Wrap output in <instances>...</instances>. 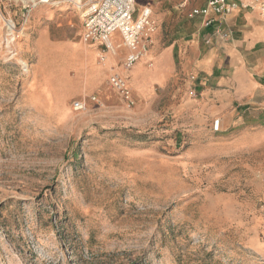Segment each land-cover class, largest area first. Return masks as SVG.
<instances>
[{
    "label": "rangeland",
    "instance_id": "374dc122",
    "mask_svg": "<svg viewBox=\"0 0 264 264\" xmlns=\"http://www.w3.org/2000/svg\"><path fill=\"white\" fill-rule=\"evenodd\" d=\"M40 1L0 0V264H264V109L232 82L230 52L245 14L264 13L220 17L231 38L210 44L190 16L206 0H137L157 27L144 92L125 74L130 107L83 68L78 8ZM194 42L218 51L212 77L187 67ZM237 47L251 73L264 41Z\"/></svg>",
    "mask_w": 264,
    "mask_h": 264
},
{
    "label": "built area",
    "instance_id": "2783aa9c",
    "mask_svg": "<svg viewBox=\"0 0 264 264\" xmlns=\"http://www.w3.org/2000/svg\"><path fill=\"white\" fill-rule=\"evenodd\" d=\"M66 1L74 4L80 11L84 27L83 41L87 44L99 43L103 47L100 57L102 61L106 60V54L116 55L117 47L113 42L116 35L121 39L120 45L127 49L121 71L131 70L148 54L157 27L149 4L138 9L137 0H91L84 4L78 0ZM251 5L257 6L264 13V0H207L205 6L194 8L190 16H202L204 26L209 28L217 23V17H224L236 8H248ZM214 33L223 40L230 38L228 30L219 24L214 27ZM212 40V36L206 39L207 43ZM121 71H114L109 83L123 101L133 107L136 98L127 77ZM92 99L97 100L96 96ZM74 108L84 110L86 103L77 101ZM213 127L216 131L220 130L221 119H216Z\"/></svg>",
    "mask_w": 264,
    "mask_h": 264
},
{
    "label": "crops",
    "instance_id": "0c3cea01",
    "mask_svg": "<svg viewBox=\"0 0 264 264\" xmlns=\"http://www.w3.org/2000/svg\"><path fill=\"white\" fill-rule=\"evenodd\" d=\"M207 3V0L204 2V5ZM201 6V7H203ZM240 7L236 8L233 12L226 15L225 17L229 16L225 21L228 25L234 26L237 25V16L239 15ZM238 11V12H237ZM236 12V13H234ZM234 13V14H233ZM245 19H243L242 22L246 23V20H248L249 23H246V26L248 25V29H238L240 33H236L237 38L234 39L237 43L235 47L230 49V52L232 55H234V65H237L238 67L242 66L241 69L236 71V75L234 80H232L233 83L238 82V87L243 88L246 90L247 97L249 101H254L259 106L264 109V58L257 52H254L252 55V61L250 64L253 66L251 68L252 72L247 73L245 66L247 64L237 57L238 48L237 45L246 47L249 50L255 49L262 41H264V22L258 20L256 22L252 21L253 13H247L245 14ZM217 23L219 24L220 17H217ZM211 26L205 30L206 34L204 35L207 39L208 37L212 36V44L214 41H226L221 39L218 35H215L214 33V27ZM230 38H231V32ZM229 38V39H230ZM228 39V40H229ZM210 43V44H211ZM85 46H82V56L86 59L85 63L83 62V68H89L87 65V61H91L92 67L96 68L98 72L102 71L105 74L106 81L109 80L110 75L114 71H121V69L116 68L117 67V60L116 55L106 54V60H101V55L103 54V47L101 45H98L96 43L88 45L84 42ZM198 43L194 42L191 45V51H190V57L187 61V67L193 68V70L196 73H202L205 75H208L209 77H212L214 74V69L218 65L219 56L218 51H211L206 53L205 55L201 56V52L197 49ZM172 53V50H168L166 53L162 54L163 58L167 60L168 55ZM127 54V49H126ZM239 59V60H238ZM240 62V63H239ZM122 73L126 74L127 71H121ZM131 75L133 76L134 80L137 81V83H140V87L138 92L141 93V91L144 92V89L146 87V82H144V79L146 76L152 73V70L148 69L146 64L144 62H138L130 71ZM224 83V81H221ZM220 83V82H218ZM217 83V84H218ZM110 84V83H109Z\"/></svg>",
    "mask_w": 264,
    "mask_h": 264
},
{
    "label": "bare ground",
    "instance_id": "6f19581e",
    "mask_svg": "<svg viewBox=\"0 0 264 264\" xmlns=\"http://www.w3.org/2000/svg\"><path fill=\"white\" fill-rule=\"evenodd\" d=\"M34 2H36V0H33ZM41 2H44V0H42ZM39 3V2H38ZM58 2H56V4H57ZM35 4H37V3H35ZM37 6V5H36ZM7 28H8V30L10 31V34L11 35H14V31H15V26H14V24H13V22H12V20H8L7 21ZM13 39V38H12ZM118 47H122V45H119ZM117 47V48H118Z\"/></svg>",
    "mask_w": 264,
    "mask_h": 264
}]
</instances>
